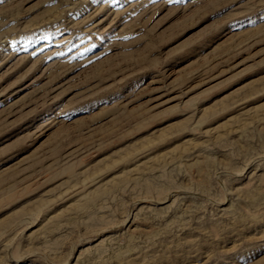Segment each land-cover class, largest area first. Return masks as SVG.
<instances>
[{"label": "rangeland", "instance_id": "374dc122", "mask_svg": "<svg viewBox=\"0 0 264 264\" xmlns=\"http://www.w3.org/2000/svg\"><path fill=\"white\" fill-rule=\"evenodd\" d=\"M0 264H264V0H0Z\"/></svg>", "mask_w": 264, "mask_h": 264}, {"label": "bare ground", "instance_id": "6f19581e", "mask_svg": "<svg viewBox=\"0 0 264 264\" xmlns=\"http://www.w3.org/2000/svg\"><path fill=\"white\" fill-rule=\"evenodd\" d=\"M58 41V40H57ZM37 50V49H36ZM40 50V49H39ZM66 64V63H65ZM158 202V201H157ZM160 202V201H159ZM132 224V223H131ZM88 257V256H87Z\"/></svg>", "mask_w": 264, "mask_h": 264}]
</instances>
